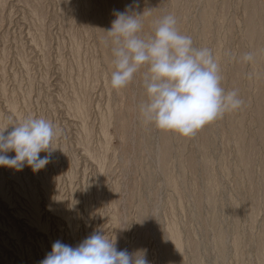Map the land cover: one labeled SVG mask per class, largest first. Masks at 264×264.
I'll list each match as a JSON object with an SVG mask.
<instances>
[{"label":"rangeland","instance_id":"obj_1","mask_svg":"<svg viewBox=\"0 0 264 264\" xmlns=\"http://www.w3.org/2000/svg\"><path fill=\"white\" fill-rule=\"evenodd\" d=\"M126 9L145 38L175 16L242 107L192 137L145 123L147 66L110 84L106 31ZM29 116L60 134L43 169L0 167V264L96 232L149 264H264V0H0V128Z\"/></svg>","mask_w":264,"mask_h":264},{"label":"clouds","instance_id":"obj_2","mask_svg":"<svg viewBox=\"0 0 264 264\" xmlns=\"http://www.w3.org/2000/svg\"><path fill=\"white\" fill-rule=\"evenodd\" d=\"M111 29L114 70L110 84L114 89L129 85L144 66L143 77L147 101L140 105L145 123L162 131L192 137L204 126L239 110L244 101L237 90L221 86V70L210 49L196 48L190 36L181 34L177 19L169 14L154 25V34L141 35L140 14L117 11ZM252 63L254 54L241 58ZM8 128H0V167L17 171L26 165L34 172L49 164L53 141L60 130L43 117H26ZM14 152L15 156L7 155ZM47 155L41 157L40 153ZM40 264H149L145 250L129 253L118 250L113 239L99 232L72 247L57 240Z\"/></svg>","mask_w":264,"mask_h":264}]
</instances>
